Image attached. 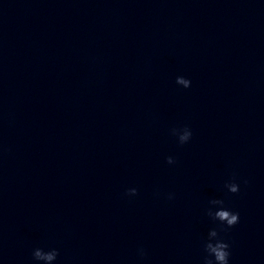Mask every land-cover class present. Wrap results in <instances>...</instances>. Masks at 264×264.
I'll return each mask as SVG.
<instances>
[{
  "label": "clouds",
  "instance_id": "obj_1",
  "mask_svg": "<svg viewBox=\"0 0 264 264\" xmlns=\"http://www.w3.org/2000/svg\"><path fill=\"white\" fill-rule=\"evenodd\" d=\"M176 83L184 88H189L191 86V81L183 76H178L176 78ZM171 134L177 137L180 145L188 143L193 135L192 130L186 125L182 128H173ZM166 162L172 165L176 161L174 157L168 156ZM245 183H247V181H245ZM225 188L232 194H237L240 190V186L235 182V179H233L232 182L226 183ZM125 194L130 197L136 196L138 194V189L135 187L129 188ZM168 198L172 199V194H169ZM209 205L210 207L207 209V215L213 221H219L220 225L224 226V230L232 228L239 223V213L233 212L227 208L223 199H212L209 201ZM203 251L205 253L203 264H229L231 255L230 245L220 236L216 228H211L209 230L207 239L203 242ZM138 254L141 258L146 256V252L143 248L138 250ZM58 256L59 250L56 248L45 250L37 247L32 251L33 260L43 262V264H53Z\"/></svg>",
  "mask_w": 264,
  "mask_h": 264
}]
</instances>
